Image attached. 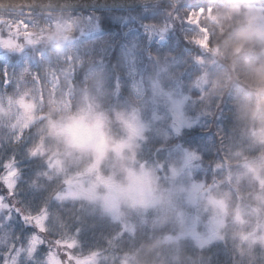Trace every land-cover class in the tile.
Masks as SVG:
<instances>
[{"label": "trees", "instance_id": "1", "mask_svg": "<svg viewBox=\"0 0 264 264\" xmlns=\"http://www.w3.org/2000/svg\"><path fill=\"white\" fill-rule=\"evenodd\" d=\"M236 6L264 9V0H154L126 8L65 9L60 15L76 27L69 38L76 41L79 55L73 51L65 55L72 60L68 75L72 110L77 107L75 100L80 104L100 82L103 91L98 101L108 126L111 123L114 127L109 131L114 139L124 135L114 112L128 113L135 105L124 48L133 50L132 67L145 85L155 81L164 90L188 97L184 111L195 125L183 128L164 144L148 135L137 153V162L161 164L167 170L166 154L170 150L195 153L199 169L194 171L193 180L204 182L213 195L226 202L222 239L198 246L184 237L174 247L168 240L182 231L176 214L133 211L125 227L90 201L57 200L69 177L65 179L50 168L63 144L45 126L48 118L57 116L51 109V89L43 65L30 77L33 83H40L44 97L41 124L23 132L16 142L0 138V264H47L50 255L60 264H89V260L94 264H264L261 244L245 240L264 228V204L258 206L254 200L260 192L259 182L243 172L245 164L264 159V147L255 139L264 128V45L243 36L249 27L231 13ZM208 9L218 24L209 23L206 17L199 19L200 28L210 36L211 51L204 54L193 43L202 34L195 27L190 32L186 20ZM47 12L57 18L59 11ZM87 17L94 24V33L84 26ZM37 18L44 26L42 15ZM123 19L128 20L123 23ZM143 27L154 29L165 37V43L150 42ZM15 36L8 54L13 61L19 57L18 47L31 55L54 47L53 33L36 38L32 46L25 45L26 38L11 34ZM50 64L60 68L59 61ZM6 69L0 61V84ZM20 85L23 88L25 83ZM82 165L79 170L86 165L85 160ZM11 167H16L17 175L14 187L8 190L3 176ZM158 174H162L159 169ZM255 208L256 216L250 214ZM239 214L245 221L241 225L237 222ZM43 215L47 219L40 227L36 219Z\"/></svg>", "mask_w": 264, "mask_h": 264}, {"label": "rangeland", "instance_id": "2", "mask_svg": "<svg viewBox=\"0 0 264 264\" xmlns=\"http://www.w3.org/2000/svg\"><path fill=\"white\" fill-rule=\"evenodd\" d=\"M18 7L0 6V16L3 19L0 20V61L7 68L0 84V138L16 142L20 140L23 132L41 124L44 97L39 91L40 83L38 81L33 83L30 77L33 76L35 68L45 65L47 85L51 89L50 105L52 110H56L57 116L56 119L48 118L45 126L49 133L63 144L62 152L51 162L50 168L55 174L63 175L65 179L69 177L64 189L56 195L57 200L90 201L107 213L112 220L122 222L125 227L130 223L129 216L133 211L143 214L150 212L161 215L176 214L182 231L177 238L168 240L174 247H177L180 239L184 237L192 239L198 246H208L221 240V230L225 225L226 202L213 195L210 188L205 187L204 182L193 180L194 171L199 169L195 162L198 157L195 153L170 150L171 152L166 154L167 170L163 169L161 164L146 165L137 162V153L149 136L161 140L164 144L183 128L195 125L184 111L188 97L175 90H164L155 81H150L148 86L145 85L141 76L132 67L133 50L124 48L129 89L135 99V105L128 113L114 112L118 128L122 129L124 134L122 138L114 139L109 133L114 127H111V123L108 126L107 115L102 111V104L98 101V95L103 91L100 82L93 85L94 93L84 95L80 104L76 99L75 103L79 108L72 110L73 98L68 77L72 60L65 55L72 51L74 55H79V52L75 46L76 41L69 38L76 31L75 24L60 16L61 11L68 8H54L59 11L57 18H54L53 13L47 12L53 10L52 8L40 7L36 11L30 6ZM12 13L15 16L10 15ZM231 13L246 21L249 28L243 32L244 37L256 39L264 45L263 8L236 6L231 8ZM18 15L21 16L14 18ZM41 15L44 26L38 24L37 17ZM22 16L25 20H22L24 19ZM202 17H206L213 25L218 24L217 17L210 9L205 14L199 11L190 15L186 23L190 32L192 27L199 29L202 38L194 39L193 43L201 53H204L203 50L206 54V51H211L210 36L206 29L200 28L199 19ZM21 20L23 24H18ZM127 20L122 21L126 23ZM70 22L74 26L72 35L67 34ZM84 26L87 31L94 33V24L89 17L86 18ZM18 29L24 32H29L30 29L34 31V36L26 37V46H32L38 37L45 33H53L54 47L37 55L21 51L22 47H18L19 57L13 61L8 54L12 43L16 42V36L11 37V34L17 35ZM141 29L150 42L153 40L162 43L165 39L158 36L151 27ZM58 37L61 38L60 41H57ZM52 60L60 62L58 70L50 64ZM77 62L79 67L80 60L77 59ZM20 84L24 87L22 88ZM58 90L60 93L57 96ZM255 139L264 147V128L255 134ZM83 160L86 161V165L79 170ZM158 169L162 172L161 175L158 174ZM243 172L258 180L260 192L254 196V200L261 206L264 204V159L258 164H245ZM16 175V167L7 169L3 176L6 189L11 190L14 187ZM240 214L237 219L239 225L245 222ZM250 214L256 216L258 209H253ZM46 219V215H43L36 219V223L42 227ZM249 236L245 237L247 242L259 243L264 248V228L259 235L252 232ZM33 250L32 244L28 251L32 253ZM88 263L94 264V261L89 260ZM47 264L60 262L50 255Z\"/></svg>", "mask_w": 264, "mask_h": 264}, {"label": "water", "instance_id": "3", "mask_svg": "<svg viewBox=\"0 0 264 264\" xmlns=\"http://www.w3.org/2000/svg\"><path fill=\"white\" fill-rule=\"evenodd\" d=\"M154 0H0V6L8 7H47V8H120L130 7ZM13 30V28H12ZM30 33L21 32L19 38H26Z\"/></svg>", "mask_w": 264, "mask_h": 264}, {"label": "bare ground", "instance_id": "4", "mask_svg": "<svg viewBox=\"0 0 264 264\" xmlns=\"http://www.w3.org/2000/svg\"><path fill=\"white\" fill-rule=\"evenodd\" d=\"M201 12H203V11L201 10ZM68 25L70 26V30L67 31V34L72 35V33L74 32V26L71 22Z\"/></svg>", "mask_w": 264, "mask_h": 264}, {"label": "flooded vegetation", "instance_id": "5", "mask_svg": "<svg viewBox=\"0 0 264 264\" xmlns=\"http://www.w3.org/2000/svg\"><path fill=\"white\" fill-rule=\"evenodd\" d=\"M0 20H3V19L1 18V16H0ZM15 31H16V30H14V32H15ZM29 32H30V36H34V31L30 30ZM48 37H49V35H48ZM38 39H40V37H38Z\"/></svg>", "mask_w": 264, "mask_h": 264}]
</instances>
